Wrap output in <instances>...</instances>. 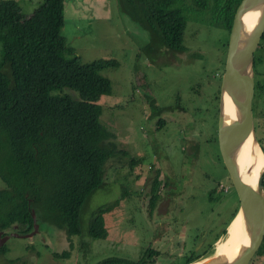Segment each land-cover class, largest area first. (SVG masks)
Masks as SVG:
<instances>
[{
    "label": "trees",
    "instance_id": "trees-1",
    "mask_svg": "<svg viewBox=\"0 0 264 264\" xmlns=\"http://www.w3.org/2000/svg\"><path fill=\"white\" fill-rule=\"evenodd\" d=\"M240 1L190 0L194 12L209 17V25L227 30L228 36ZM65 2L43 0L25 17L18 0H0V232L32 231L34 210L38 221L63 229L70 239L84 233L92 240L105 239V215L129 191L124 186L120 197L88 211L85 222L84 212L91 196L106 186L105 163L123 151L100 119V99L113 95V83L100 71L119 67V61L84 62L68 46L62 34ZM176 3L119 0L121 11L148 31L150 39L141 52L152 63L165 51L186 50L189 7ZM227 45L228 38L226 51ZM261 60L254 55L255 65ZM149 98L151 116H159L163 108ZM163 120L158 118L157 126ZM7 249L5 243L0 246V252ZM55 253L70 256L68 249ZM260 253L264 240L254 255ZM197 256L193 253L184 262ZM147 259L143 251L138 258L109 255L92 264H146Z\"/></svg>",
    "mask_w": 264,
    "mask_h": 264
},
{
    "label": "rangeland",
    "instance_id": "rangeland-1",
    "mask_svg": "<svg viewBox=\"0 0 264 264\" xmlns=\"http://www.w3.org/2000/svg\"><path fill=\"white\" fill-rule=\"evenodd\" d=\"M18 1L23 15L29 17L43 0ZM183 4L189 7L183 40L186 50L165 51L152 63L141 52V47L150 39L148 31L121 11L119 0H66L62 34L68 46L84 62L99 58L119 61V67L100 71L113 83V95H104L100 99L103 106L100 119L116 134L114 140L123 151L105 163L106 186L91 196L84 212V222L88 211L120 197L124 186L129 195L114 211L105 215L108 232L105 239L92 240L85 233L70 239L63 229L38 221L39 227L31 237L8 238L5 242L8 249L0 252V264H92L109 255L138 258L144 247L150 244V232H153L150 221L143 219L145 214L148 215V199L142 191L148 174L146 164L150 161L139 163V155L143 153L152 155L156 152L161 158L160 161L157 157L162 164L160 166L171 172L172 164L176 175L188 168V174L179 179L190 180L188 188L195 195L187 208L199 209L200 224L190 226L187 234L196 232L202 223L212 219L221 225L231 218L238 204L237 194L232 188L222 196L221 205L214 206V211L206 202L208 191L216 179L225 185L230 182L224 179L227 169L219 155L217 137V96L229 36L227 30L211 27L209 17L194 12L190 0H177V6ZM262 47L264 45L261 44L254 52L262 59L254 70L256 83L264 86ZM256 95L257 92L254 111H258L261 102L264 103V91L263 100H258L259 95ZM149 96L163 108L159 116H151ZM158 118L164 119L162 125L157 126ZM259 119L264 123L263 118ZM190 124L198 127L195 129L198 139L193 144L195 151L185 137ZM263 131V127H257L259 137ZM210 136L214 138L206 140ZM191 151L195 157L190 160L193 156ZM132 153H135L134 157ZM132 159L137 161L133 166ZM3 185L0 179V187ZM83 243L87 245L85 250ZM65 249L70 251L68 258L56 255L55 252ZM262 260L263 256L257 254L248 264H260ZM153 264H161V260Z\"/></svg>",
    "mask_w": 264,
    "mask_h": 264
},
{
    "label": "water",
    "instance_id": "water-1",
    "mask_svg": "<svg viewBox=\"0 0 264 264\" xmlns=\"http://www.w3.org/2000/svg\"><path fill=\"white\" fill-rule=\"evenodd\" d=\"M254 12L257 14L256 22L254 21L251 30L245 34V22L248 23ZM262 34H264V0H241L234 13L221 76L217 135L223 162L239 200L233 219L240 216L246 242L239 243L232 258L226 253L218 256L211 254L198 260L199 264H248L264 240V167L257 171L255 162L256 157L264 158V148L257 139L252 115L255 84L254 52L259 46ZM227 103L235 116L229 121L225 112ZM249 142L254 157L244 170L247 176L244 178L238 154H242L244 146ZM32 218L33 230L30 233L3 234L1 231L0 246L10 236L31 237L39 227L34 210H32Z\"/></svg>",
    "mask_w": 264,
    "mask_h": 264
},
{
    "label": "flooded vegetation",
    "instance_id": "flooded-vegetation-1",
    "mask_svg": "<svg viewBox=\"0 0 264 264\" xmlns=\"http://www.w3.org/2000/svg\"><path fill=\"white\" fill-rule=\"evenodd\" d=\"M259 47L260 42L257 48L259 49ZM255 66L256 65L254 64L253 68H255ZM255 75L256 72L254 70V81ZM260 90L261 92L259 93ZM263 91V85L256 83L255 81L254 94L252 98V115L257 139L264 148V133L262 137H259L257 133V127L264 128V123L259 119H264V103L261 102V104L258 106V111H254L253 105L255 92H257V95H259L258 100L261 101L263 100ZM218 104L219 94L217 98V128L219 108ZM195 129H198V127L190 124V126H188L187 132L185 133L187 141L189 140L192 143V148L193 144H195V141L198 139ZM213 138V136H210V138L206 140L211 141ZM131 147L133 146L131 145ZM194 149L195 148H193V150ZM191 153L193 156L191 155L192 157L189 158L190 160L195 157V153L193 151H191ZM132 155L134 157L135 153H132ZM219 155L221 161L223 162L220 151ZM139 156H141V161L139 163L145 164L146 161L150 159V161H148L146 164L148 167V174L142 191V194L148 199V215L145 214L143 219L150 221L153 227V232H150V244L145 246L143 250L147 254L148 262L153 264L154 262L161 260V264H191L194 261L204 258V256L206 257V255H209V253L211 254L214 249L216 250L217 242L226 236L228 225L233 219L234 215L230 221H228L227 225H225L227 223L226 221H223L221 225H218L215 219H212L206 224L202 223L201 226L197 228L196 232L187 234V229H189L190 226H197V224H200L197 215L200 214L199 209L194 208L193 210H189L187 208L188 202L194 200L195 195V193L188 188L190 185V180L179 179L180 177L188 174V168L186 171L182 170L181 174L176 175L172 164L170 166L171 172H168L166 169L160 166L162 165L160 163L161 158L156 152H153L152 155H145V153H143ZM157 157L160 158V161ZM140 158L138 160H140ZM132 160L133 166V164H136L137 161H134V159ZM155 162L157 164H155ZM224 179L226 182H230L225 185L221 183L220 179H216L214 181V185H212L208 191V201L206 202H208L209 207L213 209V211L215 205L216 207L218 204L221 205L222 202L220 200L224 194L228 193L231 188L235 191L228 170L227 177ZM234 193L236 194V192ZM238 206L239 200L232 213H236ZM211 249L213 250L208 253V251ZM150 253H152V256H150ZM193 253L199 254V256L190 261L184 262L185 259H188ZM258 255L263 256V260L260 264H264V254L260 253ZM156 257H159V259Z\"/></svg>",
    "mask_w": 264,
    "mask_h": 264
},
{
    "label": "bare ground",
    "instance_id": "bare-ground-1",
    "mask_svg": "<svg viewBox=\"0 0 264 264\" xmlns=\"http://www.w3.org/2000/svg\"><path fill=\"white\" fill-rule=\"evenodd\" d=\"M256 15H257L256 12L252 13L248 23L245 22V26H246V28L244 29L245 34L248 33L251 30L253 24H255ZM225 112L228 115V121L234 119L235 117L234 113L232 112L231 106L228 103L225 106ZM253 157H254V153H252V146L251 143L249 142L244 146L242 150V154L241 155L238 154V161L241 164L244 178H247V176L244 174V170L249 166L250 162L253 161ZM255 162L258 168L257 171L259 170V168L264 167V158L262 156L256 157ZM227 234H226L227 236L224 237L220 242L218 241L219 244L214 253L215 256L226 253V255L229 258H232L236 254V250H237L236 247H238L239 243L246 242V237L244 234V230L241 224V218L239 215L235 217L231 222V224L229 225L227 229ZM191 264H199V262L194 261Z\"/></svg>",
    "mask_w": 264,
    "mask_h": 264
}]
</instances>
